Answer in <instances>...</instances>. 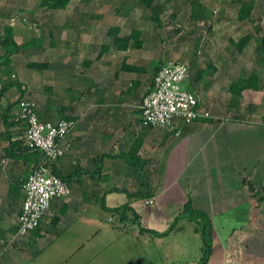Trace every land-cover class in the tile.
Returning <instances> with one entry per match:
<instances>
[{
  "label": "crops",
  "instance_id": "crops-1",
  "mask_svg": "<svg viewBox=\"0 0 264 264\" xmlns=\"http://www.w3.org/2000/svg\"><path fill=\"white\" fill-rule=\"evenodd\" d=\"M19 1L0 0V37L4 28L10 27L14 41L24 44L30 38L19 39L18 32L28 33L25 19H13L18 17L14 13L18 12ZM72 2L58 10L60 17L66 19L57 28V40L52 37L55 26L46 24L52 37V41L42 45L46 60L27 58L25 65L13 61L14 57L33 54L30 48L10 58L11 70L26 66L31 77L41 74V87L28 85L24 93L37 106L41 120H76L68 137L70 148L54 168L68 181L71 190L68 198L52 205L57 225L78 200L86 205L85 210L100 203L102 210L101 204L107 210L126 206L138 216V224H133L112 214L109 222L113 228L122 231L129 223L136 236L139 227L164 233L190 203L192 209L210 219L212 248L208 264H264L262 235L255 237L258 244L254 247V193L247 186L250 182L254 189V151L259 152L264 142V128L254 130V124L220 125L212 119L192 124L175 120L165 129L141 127L139 105L155 73L144 67V43L138 50L133 48L130 40L125 42L129 32L119 25L100 32L92 26V8L75 5L71 9ZM72 10L77 15L74 20L70 16ZM56 12L52 11V17ZM80 13L87 14V31L80 24ZM0 50L4 52L2 46ZM38 64H43L42 68ZM196 88L197 83L187 82L186 89L195 94ZM12 89L3 90L0 96V264H28L24 252L40 238L33 241L29 233L15 246L4 247V243H11L17 231L24 200L21 185L41 156L17 149L20 137L12 133L17 126L13 123L17 105L6 108L8 101L16 97L10 96ZM249 92L244 90L235 96L245 98ZM251 105L254 109V100ZM214 115L217 120L222 119ZM251 115L254 117V112ZM260 176L264 177L263 171ZM147 200L153 203L147 205ZM166 210H179V214H166ZM179 220L192 221L188 217ZM150 235L153 239L162 238Z\"/></svg>",
  "mask_w": 264,
  "mask_h": 264
},
{
  "label": "rangeland",
  "instance_id": "rangeland-1",
  "mask_svg": "<svg viewBox=\"0 0 264 264\" xmlns=\"http://www.w3.org/2000/svg\"><path fill=\"white\" fill-rule=\"evenodd\" d=\"M72 1L71 9L75 5L92 8L89 14L93 21L92 26L97 27L100 32L119 25L124 32H129L133 48L138 50L140 47L136 45L144 43L141 58L146 59L144 67L149 73L152 74L169 61L187 65L191 71V84H198L194 91L200 100V108L215 117L216 120H212L217 124H254V130L264 128V55L256 41L264 36V0H245L252 15L250 20L244 21L237 20L240 4L234 0H155L157 8L153 10L141 7L131 0ZM17 3L18 12L14 14L18 17L13 19H25L24 29L28 27V33L18 32L19 39L41 41V46H38L39 49L30 48L29 51L33 54L27 57H24L25 54L18 58L13 56V61L25 65L28 63L27 58L46 60L42 45L49 39L52 41V37L58 39L57 28L66 18L62 19L58 11L52 17V10L47 8L45 0H20ZM26 8H29L28 13ZM73 12L72 10L70 14L72 20L77 17ZM152 16H157L159 21L152 20ZM78 17L87 31V14L80 13ZM47 23L55 26L52 37ZM99 35L103 36L100 33ZM247 35L250 36L249 42L239 52L234 43ZM3 55L4 52L0 50V58ZM10 64L5 63L0 68V91L2 87L12 84H19L21 88L9 87L13 88L10 96L16 94V97L11 99L13 102L8 101L6 108L8 105L17 104L22 98L32 101L28 94H23L21 98L19 96L21 91L26 92L28 85L41 87V74L32 78L26 66H15L13 71ZM252 75L257 77V90L247 89L250 92L245 98L230 93V87L236 85L235 81L239 78L249 79ZM197 77L201 79L196 80ZM252 95L254 99L251 98ZM253 100L254 109L251 108ZM35 107L38 113L37 106ZM214 114L220 115L222 119L217 120ZM13 123L22 127L18 122ZM17 126L12 131L13 136L20 137L17 149L22 150L21 153L33 152L25 145L23 130ZM5 132L6 130L2 133ZM263 167L264 142L261 143L259 152L254 151V192H251L254 193V247L258 244V238L255 237L262 235L260 242L264 250V177L260 176V172H264ZM19 171L23 173V168ZM77 201L70 205L71 210L59 225H52V218L57 216L51 211V207L40 222V231L36 234L35 228L29 232L33 241L40 239L33 242L28 252H24L25 259L29 260L28 264H199L202 249L199 235L202 225L199 222L178 220L174 226L171 223L168 225L167 229L171 226L168 237L153 239L150 234L146 236L139 231L137 236L134 235L129 223H124L125 230L122 231L113 228L109 221L112 214L117 215L102 210L100 203L85 210L86 205ZM167 212L179 214V210H166V214ZM256 228L259 229V234Z\"/></svg>",
  "mask_w": 264,
  "mask_h": 264
},
{
  "label": "built area",
  "instance_id": "built-area-1",
  "mask_svg": "<svg viewBox=\"0 0 264 264\" xmlns=\"http://www.w3.org/2000/svg\"><path fill=\"white\" fill-rule=\"evenodd\" d=\"M190 76L189 67L177 61H169L157 70L139 105L141 127L165 129L171 127L175 120L192 124L215 119L200 108L198 97L186 89ZM16 105L13 121L23 127L25 145L39 152L41 160L21 185L24 200L13 239L37 228L55 201L70 196L68 183L52 172V166L69 150L68 137L76 125L74 119L41 120L34 103L26 98L20 99ZM145 204H152V200L145 201Z\"/></svg>",
  "mask_w": 264,
  "mask_h": 264
},
{
  "label": "trees",
  "instance_id": "trees-1",
  "mask_svg": "<svg viewBox=\"0 0 264 264\" xmlns=\"http://www.w3.org/2000/svg\"><path fill=\"white\" fill-rule=\"evenodd\" d=\"M69 1L70 0H45V4L47 2L46 6L49 10L58 11V10L65 9L66 6L68 5ZM131 1H134L139 6L144 7L146 9H149V10H153V9L157 8V5H155V0H131ZM168 1H171V0H168ZM234 1L236 3L240 4V8L237 12V20H239V21H244L247 19L250 20L251 15H252V10L249 7L247 1H245V0H234ZM43 4H44V2H43ZM151 19L159 21L157 16H152ZM133 33H134V31H133ZM249 39H250L249 35L244 36L241 39H239L237 42H235V43L233 42L234 46L237 48V50L239 52H242L244 47L247 46ZM129 40H130V36L127 39H125V42H128ZM256 41H257V44L259 42L260 52L264 55V36L257 38ZM140 45L138 44V45H136V47H140ZM0 46H2V48L4 49V55L0 58V67H2L5 63L10 64L11 56L20 53L21 50L26 49V48H38V46H41V41H34V42L30 41V42L24 43V44H17L14 41L12 29L10 27H5L2 37H0ZM36 66L38 68H42L43 64H38ZM157 70L155 71V73L157 72ZM198 79L199 78L197 77L196 80H198ZM256 81H257V77L255 75H252L251 77H249V79H243V78L240 79L239 78L238 81H235L236 85L233 87H230L229 91L231 94L239 95L242 91L247 90L249 88L257 90ZM12 86H15L18 89L21 88L19 84L7 85L5 87H2V90L0 91V96L2 95L3 90H6ZM20 93H21L20 94V98H21L24 94V91H21ZM33 152H36L40 155V153L37 151H33ZM55 165L52 166V172L56 176H58L61 180L68 183V181L65 178L61 177L59 174L56 173V171H54ZM121 191H124V190H121ZM263 199H264V197H263ZM101 205H102V208L104 210L113 212L115 215H119V220L126 221L129 219V221L132 222L133 224H136V223L138 224V216L130 208L123 206L120 208L107 210L103 204H101ZM182 217H188L192 220H198L201 223L202 228L200 230L199 235H200L201 242H202V249H201V257L199 260V264H208V260H209V257L211 254V248H212V238H211L212 227L210 224V219L208 218V216L205 213L192 209L190 203H187L185 205L184 209L182 210V213H180V215L175 219V221L171 224V226H174L176 220H179ZM57 222H58V219L56 217H53L52 218V225L56 226ZM171 226L164 233H156V232H152L149 230L142 229L140 227H139V231L144 232V233H149V234H152L153 236H157V237H164L167 234H169V232L171 230ZM39 231H40V227L38 226L35 229V233L37 234ZM28 234H29V232L27 233V235ZM20 238L21 237L11 239V243L5 242L4 247L11 246V245L15 246L17 240ZM18 242H19V240H18Z\"/></svg>",
  "mask_w": 264,
  "mask_h": 264
},
{
  "label": "water",
  "instance_id": "water-1",
  "mask_svg": "<svg viewBox=\"0 0 264 264\" xmlns=\"http://www.w3.org/2000/svg\"><path fill=\"white\" fill-rule=\"evenodd\" d=\"M247 186H248V191L249 192H254L253 186L250 182H247Z\"/></svg>",
  "mask_w": 264,
  "mask_h": 264
}]
</instances>
